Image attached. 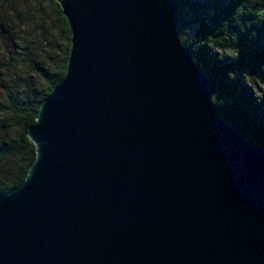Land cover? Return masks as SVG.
Returning a JSON list of instances; mask_svg holds the SVG:
<instances>
[{
  "label": "water",
  "instance_id": "water-1",
  "mask_svg": "<svg viewBox=\"0 0 264 264\" xmlns=\"http://www.w3.org/2000/svg\"><path fill=\"white\" fill-rule=\"evenodd\" d=\"M66 75L0 193V264H264V150L213 104L178 0H55Z\"/></svg>",
  "mask_w": 264,
  "mask_h": 264
},
{
  "label": "trees",
  "instance_id": "trees-1",
  "mask_svg": "<svg viewBox=\"0 0 264 264\" xmlns=\"http://www.w3.org/2000/svg\"><path fill=\"white\" fill-rule=\"evenodd\" d=\"M57 15L66 39V53L56 76L49 80L48 90L33 104L21 105L8 115L0 128L16 130L17 135L0 140V193L18 186L35 160V145L27 132L35 123L45 97L66 75L71 49V30L55 0H45ZM180 2L179 38L192 50L195 61L210 77V98L221 116L250 142L264 150V102L244 79L264 84V0H178ZM40 4L38 5V7ZM207 13L198 26L188 33L184 10ZM214 47L229 48L233 58L221 59ZM44 77L45 75L41 73ZM1 130V129H0Z\"/></svg>",
  "mask_w": 264,
  "mask_h": 264
},
{
  "label": "rangeland",
  "instance_id": "rangeland-1",
  "mask_svg": "<svg viewBox=\"0 0 264 264\" xmlns=\"http://www.w3.org/2000/svg\"><path fill=\"white\" fill-rule=\"evenodd\" d=\"M183 14L188 33L207 16L191 9ZM260 33L263 42L264 28ZM227 49L213 50L228 60L234 52ZM65 53L62 24L45 0H0V125L18 106L33 104L48 90V79L56 76ZM244 83L264 102L262 82L246 77ZM0 129V140L17 135L16 130Z\"/></svg>",
  "mask_w": 264,
  "mask_h": 264
}]
</instances>
